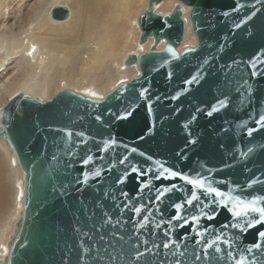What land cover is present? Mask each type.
Segmentation results:
<instances>
[{
	"label": "water",
	"instance_id": "obj_1",
	"mask_svg": "<svg viewBox=\"0 0 264 264\" xmlns=\"http://www.w3.org/2000/svg\"><path fill=\"white\" fill-rule=\"evenodd\" d=\"M161 1L148 0L146 9L137 18L139 45L153 38L149 51L140 53L138 48L124 60L125 66L137 67V76L119 83L103 98L73 90H60L48 99L21 92L3 106L0 142L14 158L24 195L20 196L21 207L5 240L6 250L0 255V264H78L82 231L93 233L95 240L101 233L107 235L117 230L118 236L124 237L121 243L113 241L117 250L138 243L137 235L141 240L147 239L149 246L152 242L162 245L166 238L161 229L153 232L154 226L157 222L168 226L167 221L176 214L172 204L189 195L192 185L178 177L153 179L152 187L141 189L134 172L125 183L117 184V179L130 172L132 166H139L142 171L148 167L155 169L159 167L156 161H160L192 179L196 173L207 176L213 186L245 201L264 195V183H257L251 189L233 187L243 186L253 178L264 180V150H261L264 129L251 138L245 135L246 127L255 126L249 116L258 118L264 113V77L252 78L248 67L254 57L264 59V3L256 5L260 11L255 17L234 30L233 24L254 10V0H178L170 12L157 13L155 9ZM237 3L248 7L225 17L223 13ZM184 5L191 7L188 19L197 44L179 52L187 27ZM49 17L66 21L71 17V9L55 4ZM162 41L163 48L158 50ZM169 48L172 52L167 51ZM197 72L202 73L199 82L186 86L185 81ZM245 80L253 86V92L241 95L237 90ZM141 88L149 89L147 101L159 97L154 100L151 112L147 101L139 97ZM177 93L178 98L173 99ZM224 96L228 97L229 106L207 116L206 111ZM129 108L132 115L127 119L117 120L112 115ZM96 116L102 120H96ZM245 120L248 124L241 127ZM65 127L86 134L87 145L75 148L74 144H68L75 157L67 155L63 133L51 130ZM78 139L72 137L73 141ZM105 143L108 150L99 151ZM249 146H255L256 151L250 158L240 160L237 153ZM132 148L137 151L132 152ZM87 154L93 155L94 162L85 166L80 160ZM124 156L128 160L121 165ZM225 164L233 166L224 167ZM110 166L112 170L107 171ZM97 168L104 175L90 180L77 192L80 185L75 183L76 177ZM247 168L251 171H246ZM149 178L141 177V180ZM222 180L227 185L219 183ZM172 184L184 191L168 193L155 205L148 203V208L135 214L139 218L150 217L149 227L137 233L133 228L132 208L154 200L156 188ZM124 202L130 204L127 209ZM231 207L229 204L228 209H221L214 221H202L201 226L211 223L219 228L231 220ZM194 210L195 205L187 211ZM105 216L113 218L112 225L97 232L96 227ZM117 219L121 224H115ZM258 230H264V225L249 230L242 243L254 242ZM187 231V227L178 230L173 238ZM210 232L215 235L213 230ZM211 235L206 239H211ZM83 239L89 243L87 238ZM187 243L191 244L192 239Z\"/></svg>",
	"mask_w": 264,
	"mask_h": 264
},
{
	"label": "bare ground",
	"instance_id": "obj_2",
	"mask_svg": "<svg viewBox=\"0 0 264 264\" xmlns=\"http://www.w3.org/2000/svg\"><path fill=\"white\" fill-rule=\"evenodd\" d=\"M9 1L0 0V19ZM178 2L162 0L155 11L170 12ZM55 4L67 5L71 17L66 21L52 20L49 13ZM147 4L148 0H34L28 21L21 23L18 30L0 24V70L7 65L0 74L8 69L0 79V96L17 86L5 101L0 100V114L7 101L21 92L48 99L60 90H73L103 98L112 87L137 76V67L125 66L124 60L138 48L140 53L151 49L153 38L143 45L138 42L137 18ZM190 8L184 5L187 27L179 52L197 44L188 19ZM163 45L164 41L157 49ZM7 60H13L11 67ZM123 74L125 78L116 83ZM13 164L17 186L12 177ZM11 180L14 191L10 192ZM20 192L19 170L8 148L0 142V223L5 222L0 229V255L5 253V240L21 207Z\"/></svg>",
	"mask_w": 264,
	"mask_h": 264
},
{
	"label": "snow or ice",
	"instance_id": "obj_3",
	"mask_svg": "<svg viewBox=\"0 0 264 264\" xmlns=\"http://www.w3.org/2000/svg\"><path fill=\"white\" fill-rule=\"evenodd\" d=\"M264 0H254L252 10L246 16L241 17L239 22L233 24V29H240L244 24L250 21L257 15L260 8L256 5H261ZM248 7L245 3H237L236 6L230 11H225L223 15L229 17L232 13H239L244 8ZM223 48V44L220 45ZM167 51L172 52L169 48ZM193 51V49H189ZM205 64L208 63L206 60ZM233 63H237L234 61ZM228 67H231L229 65ZM248 67L252 78L264 77V59H258L254 57L248 62ZM169 73V78H171ZM202 73L197 72L190 79L185 81L186 86H191L199 82ZM123 83V82H122ZM241 95L244 93L253 92V86L249 84L248 80L243 82L241 89L237 90ZM149 89L141 88L139 97L147 101ZM177 96L173 99L178 98ZM159 97L154 98V100ZM153 101H147V107L149 112L152 110ZM229 106V99L224 96L216 101L210 110L206 111V115L211 117L214 113L226 109ZM111 111V110H109ZM197 111H200L198 109ZM117 120L127 119L132 115V109L125 110L122 114L112 113ZM96 120H102L101 116H96ZM195 119V117H193ZM249 119L254 122V127H246L245 135L249 138L253 137L254 133L260 132L264 129V113L258 115H250ZM248 124V120L243 122L241 127ZM52 131H58L63 133V137L67 141L65 148L67 149V155L75 157L76 153L71 148H68V144H74L75 148H80L82 145H87L88 140L85 138L84 132L74 133L69 128L51 129ZM76 136L79 139L76 141L72 140V137ZM55 143V141H54ZM112 141V144H115ZM195 143V141H190ZM109 145L105 143L103 148L99 151H107ZM223 147V146H222ZM261 150H264V145H261ZM132 152H136L135 148L131 149ZM256 151L255 146H249L246 150H242L237 153L240 160L250 158L251 155ZM103 159V157H100ZM149 159H151L149 157ZM128 157L124 156L120 159V164L123 165L127 162ZM94 162V157L91 154H87L80 163L87 166ZM158 168L148 167L143 171L139 166H132L130 172L125 173L117 179V184H123L126 182L128 176L131 173H136V179L140 184L141 189L152 187V180L161 179H176L180 178L185 183L192 185L193 190L180 202L172 204V208L176 210V214L171 216L167 221V227H163L162 222H157L154 226L155 229H161L164 237L166 238L161 244L152 242L149 246L147 239L141 240L139 235L136 236L138 243L128 246L126 249L122 248L117 250L113 245L115 240L117 243L124 241L123 236H118L117 230L108 232L107 235L101 233L95 240L93 239V233L90 231H82L80 233L82 245L80 254L77 257L78 264H264V230H258L256 232V239L254 242L242 243L243 237L246 236L249 230L257 228L259 225H264V195L253 196L250 200L245 201L240 196H233L231 193L224 191L221 188L213 186L209 182L207 176H203L200 173H196V178L192 179L189 175L184 174L180 171L173 170L165 167L160 161H156ZM233 165L225 164L224 167H231ZM111 166L107 171H111ZM211 173V169H208ZM246 171H251L247 168ZM104 171L97 168L95 170H87L80 173L75 180V183L80 185L77 188V192H81L83 187L89 183L90 180L102 177ZM141 177H151L149 179L141 180ZM98 182V181H97ZM219 183L227 185L226 180H222ZM257 183H264V180L259 178H253L248 180L243 186L233 185L236 188L251 189L253 185ZM199 189L200 191H196ZM175 190L181 192L184 191L179 185L172 184L168 186L161 185L155 189L156 197L154 200L141 204L138 207H133L132 212L134 214L133 228L138 233L150 225V217L144 215L142 218L136 217L135 214L142 213L148 208V203L155 205L161 201L166 194L171 193ZM65 195H67V189H65ZM20 195L23 196V190ZM127 195V193H124ZM229 204L232 205L230 209L231 220L225 222L217 228L214 224L209 223L206 227L201 226L202 221H214L219 215L221 209H228ZM195 205L194 212L187 211L192 209ZM130 206L129 202H124L123 207L127 209ZM151 211V209H149ZM159 211V209H156ZM113 218L111 216H105L102 224L99 227L95 225L96 231L99 232L101 227L111 226ZM147 222V223H146ZM116 225L121 224L120 220L115 221ZM189 228V231L182 232L178 238H173L174 233L184 228ZM210 229L215 232V235H211ZM230 230H235L231 232ZM207 235H211V239H206ZM83 238H87L89 243H85ZM192 239V243L189 244L187 241ZM223 245V246H222ZM161 248L164 251H161ZM111 249V251H109ZM191 249V251H189Z\"/></svg>",
	"mask_w": 264,
	"mask_h": 264
},
{
	"label": "rangeland",
	"instance_id": "obj_4",
	"mask_svg": "<svg viewBox=\"0 0 264 264\" xmlns=\"http://www.w3.org/2000/svg\"><path fill=\"white\" fill-rule=\"evenodd\" d=\"M33 3H34V0H10L8 2V5H7L8 8H7V12L5 13V16H3L0 19V24H4V25H6V24L8 25L9 24V27L12 26L14 29H17L18 30V27L20 25H22L21 23L25 24L26 21H28V17L30 16L31 11H33V8L31 7ZM142 9H143V7H142ZM12 62H13V60H11L9 62L7 60L6 63H9L10 64L9 66L11 67L13 65ZM6 66L7 65L3 66V68L1 70H3L4 67L6 68ZM7 70L8 69H5L3 71V73H2V75L0 74V79L3 76L6 75ZM125 76H126L125 74H123L122 76H119V80L117 79L118 81L116 80L117 81L116 83H118L120 80L124 79ZM120 77H122V78H120ZM114 87H112V88H114ZM16 88H17V86H15L11 90L5 92V94L3 93V95L0 96V98L1 97H3V98H1L0 100L5 101L10 96L11 92L14 89H16ZM40 97H42V96H40ZM47 97H50V96L48 95ZM7 154H8V156H10L8 152H7ZM12 170H13V174H14V176L12 175V177L16 181L17 180V171H16V168H15L14 164L12 166ZM4 182H5V184H7V181H6V178L5 177H4ZM4 182L2 183L3 185H4ZM9 183H8V188L10 189V192L12 191L11 189H13V191H14V185L12 184V180L9 181ZM16 183H17V181L15 182V185H16ZM4 223L5 222H1L0 223V229L2 228V226L4 225Z\"/></svg>",
	"mask_w": 264,
	"mask_h": 264
}]
</instances>
